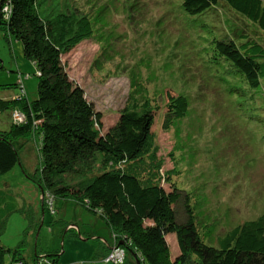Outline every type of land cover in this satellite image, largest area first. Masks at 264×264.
<instances>
[{
  "label": "rangeland",
  "instance_id": "1",
  "mask_svg": "<svg viewBox=\"0 0 264 264\" xmlns=\"http://www.w3.org/2000/svg\"><path fill=\"white\" fill-rule=\"evenodd\" d=\"M182 1L105 0L97 37L63 62L102 114L104 130L132 102L162 106L155 114L153 167L167 190L178 189L177 222L185 224L191 209L206 244L217 246L226 231L264 215V94L214 57V40L229 36L232 28L226 18L242 27L240 20L224 5L191 16ZM244 21L264 44V35ZM0 86L8 87L0 88V98H13L22 87L30 101L38 95L36 66L25 58L23 44L1 28ZM169 90L187 99L185 117L168 115L173 98L163 96H174ZM9 127L10 111L0 113V130ZM15 144L21 164L0 177V188L12 189L19 204L0 235V244L11 251L5 264H12L17 249L27 264H33L36 250L41 264L57 251L59 264H112L96 260L103 257L102 240L112 239L102 217L70 199L55 200L56 214L42 203L33 180L40 138L31 135ZM168 241L174 259L178 242L174 235ZM123 260L132 263L126 254Z\"/></svg>",
  "mask_w": 264,
  "mask_h": 264
},
{
  "label": "trees",
  "instance_id": "2",
  "mask_svg": "<svg viewBox=\"0 0 264 264\" xmlns=\"http://www.w3.org/2000/svg\"><path fill=\"white\" fill-rule=\"evenodd\" d=\"M223 5L243 26L226 18L225 25L234 29L230 28L229 36L214 40V57L263 95L264 44L252 37L244 19L264 35V0L182 1L183 10L191 16ZM104 11L105 0H0V28L23 44L24 56L36 66L38 78L33 101L23 87L13 98H0V113L10 111L9 129L0 130V177L21 164L15 143L34 135L41 141L33 180L41 190L42 203L47 202L56 214L55 200L70 199L102 217L115 240L112 248L123 249L129 262L264 264V215L226 231L217 246L206 244L191 209L185 224L177 222L178 189L167 190L153 167L155 114L163 111L161 105L132 102L104 130L102 114L69 76L64 57L97 37ZM169 92L175 97L163 96L173 98L166 105L168 115L185 117L187 99ZM17 209L14 191L0 188V235ZM173 235L179 247L174 259L168 241ZM110 252L96 260L105 261ZM7 253L11 251L0 244V264L6 263ZM12 253V264H27L18 249ZM59 256V251L49 253L43 262L59 264ZM41 260L36 250L33 264Z\"/></svg>",
  "mask_w": 264,
  "mask_h": 264
},
{
  "label": "built area",
  "instance_id": "3",
  "mask_svg": "<svg viewBox=\"0 0 264 264\" xmlns=\"http://www.w3.org/2000/svg\"><path fill=\"white\" fill-rule=\"evenodd\" d=\"M51 205H52V203H51ZM123 257H125L124 250L121 248L115 247L111 250L109 255L106 257L105 261H107L109 263L111 262L112 264H125ZM83 264H86V263H83Z\"/></svg>",
  "mask_w": 264,
  "mask_h": 264
},
{
  "label": "crops",
  "instance_id": "4",
  "mask_svg": "<svg viewBox=\"0 0 264 264\" xmlns=\"http://www.w3.org/2000/svg\"><path fill=\"white\" fill-rule=\"evenodd\" d=\"M104 243V247H102V255H106L109 250L115 245L114 237L112 236L111 241H107L105 239L102 240Z\"/></svg>",
  "mask_w": 264,
  "mask_h": 264
},
{
  "label": "water",
  "instance_id": "5",
  "mask_svg": "<svg viewBox=\"0 0 264 264\" xmlns=\"http://www.w3.org/2000/svg\"><path fill=\"white\" fill-rule=\"evenodd\" d=\"M121 245H122V243H121ZM135 264H141V262H140L139 260L136 259Z\"/></svg>",
  "mask_w": 264,
  "mask_h": 264
},
{
  "label": "flooded vegetation",
  "instance_id": "6",
  "mask_svg": "<svg viewBox=\"0 0 264 264\" xmlns=\"http://www.w3.org/2000/svg\"><path fill=\"white\" fill-rule=\"evenodd\" d=\"M131 264H135L134 262H132Z\"/></svg>",
  "mask_w": 264,
  "mask_h": 264
}]
</instances>
